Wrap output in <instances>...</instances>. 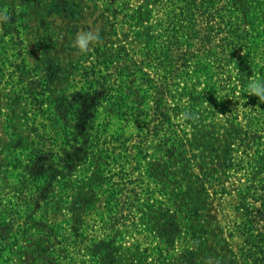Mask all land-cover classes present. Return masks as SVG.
<instances>
[{"label":"rangeland","instance_id":"rangeland-1","mask_svg":"<svg viewBox=\"0 0 264 264\" xmlns=\"http://www.w3.org/2000/svg\"><path fill=\"white\" fill-rule=\"evenodd\" d=\"M152 1L0 0V264H251L237 236L264 203V103L248 91L264 81V0L250 3L260 53L180 82L167 134H139L117 100L100 110L94 160L69 167L83 68L95 49L120 45L115 32L129 26L118 12ZM89 32L97 39L81 51L74 41ZM23 59L40 101L21 89ZM3 218L16 233L8 244Z\"/></svg>","mask_w":264,"mask_h":264},{"label":"trees","instance_id":"trees-1","mask_svg":"<svg viewBox=\"0 0 264 264\" xmlns=\"http://www.w3.org/2000/svg\"><path fill=\"white\" fill-rule=\"evenodd\" d=\"M251 1L255 0H153L152 7L143 4L133 14L118 12L115 18L121 17L123 21L119 23L128 24L129 29L125 30L118 22L112 26L113 30L121 27L122 32L117 30L115 35L123 40H119L116 48L95 49L92 60L82 71L84 89L78 90L69 103L75 114V122L69 127L71 172L94 160L90 140L99 132L97 120L101 109L117 105L118 100L125 117L135 119L139 134L149 133L151 137L167 134L178 111L172 107V101L173 90L180 82L204 70L230 69L242 55L259 54L260 18L250 6ZM102 35L99 39L104 38L105 34ZM20 67L22 91L30 94L26 85H35L43 91L42 81L31 74L24 59ZM122 87L128 90L118 92ZM140 93L151 103L148 113L141 109L144 103L140 101ZM42 96L40 92L29 97L40 101ZM130 98L139 107L129 106ZM220 106L218 111L224 112L225 105ZM46 171L39 168L37 175L60 174L59 170ZM261 206L262 210L255 208L251 212L247 227L237 236L241 252L251 264H264V203ZM6 207L1 213L12 214ZM1 221L5 227L4 243L8 244L16 234L14 224L6 218Z\"/></svg>","mask_w":264,"mask_h":264},{"label":"clouds","instance_id":"clouds-1","mask_svg":"<svg viewBox=\"0 0 264 264\" xmlns=\"http://www.w3.org/2000/svg\"><path fill=\"white\" fill-rule=\"evenodd\" d=\"M97 39L92 33H83L76 37L74 44L81 51H84L88 47L89 41ZM248 91L250 94H254L259 98L260 103H264V81L251 80L248 85Z\"/></svg>","mask_w":264,"mask_h":264}]
</instances>
